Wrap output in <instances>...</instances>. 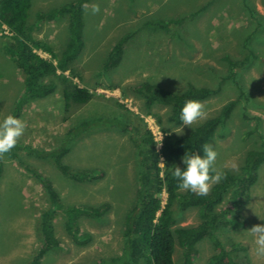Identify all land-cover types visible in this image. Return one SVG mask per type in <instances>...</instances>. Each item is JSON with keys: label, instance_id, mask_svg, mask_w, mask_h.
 <instances>
[{"label": "rangeland", "instance_id": "1", "mask_svg": "<svg viewBox=\"0 0 264 264\" xmlns=\"http://www.w3.org/2000/svg\"><path fill=\"white\" fill-rule=\"evenodd\" d=\"M70 1L31 0V8L27 11L26 24L32 27L33 36L47 41L51 49L49 53L40 49L35 51L52 62L65 46L67 17L38 20L37 13ZM94 5L99 6L96 13L91 11ZM202 6L200 12L192 15ZM84 8L85 44L73 65L78 77L72 80L94 91V95L88 103L73 105L66 112L63 111L60 84L52 95L30 100L20 111L19 119L25 127L18 141L35 148L50 149L59 143L67 127L80 120L120 113L127 116L131 126L145 123L159 142L163 136L160 124L145 114L142 98L130 86L151 81L176 92L188 84L219 87L216 94L199 100L204 105L205 116L192 128L214 116L225 103L238 96L237 80L249 99H239L227 122L209 143L217 152L214 167L237 171L246 153L258 147L259 134L264 135V0H88ZM149 19H175L178 22L170 23V32L165 33L151 26L141 28ZM1 28L0 119L13 111L23 91V74L2 45V41L7 40L4 35L9 31L4 25ZM130 32L133 36L125 44L120 64L105 72L101 66L107 51L118 38ZM249 50L253 52L249 62L236 69L235 78H225L228 64L224 57L243 59ZM65 74L71 77L69 71ZM114 98L125 108L118 107ZM151 111L158 113L163 125L169 126L171 131L181 127L184 133L191 129L182 122L179 125L167 123L166 107L156 105ZM20 159L53 183L64 205H98L102 202L111 205L101 219L79 217V228L92 236L84 246H77L68 235L64 214L53 212L54 233L59 242L40 259V264H92L119 252L123 239L122 220L137 189L138 166L129 133L96 127L70 144L63 163L74 169L101 168L105 171L103 178L92 183H78L66 178L48 160L24 152L20 153ZM159 164L162 166V160ZM0 168V264H27L39 250V216L49 208V201L39 180L17 161L4 157ZM161 197L164 204L165 194ZM263 210L264 163L242 210L244 226L237 231L221 229L215 233L226 247L232 242L245 247L247 258L241 257L240 264H264V254L256 252L248 230L260 224ZM198 221L195 208L178 217L179 225H192ZM197 249L192 264H207L215 245L210 238H204L197 243ZM173 258L176 264L182 261L183 250L178 245Z\"/></svg>", "mask_w": 264, "mask_h": 264}, {"label": "trees", "instance_id": "2", "mask_svg": "<svg viewBox=\"0 0 264 264\" xmlns=\"http://www.w3.org/2000/svg\"><path fill=\"white\" fill-rule=\"evenodd\" d=\"M88 0H71L61 7L37 13L38 20H52L56 17H67V38L65 46L55 56V62L42 58L37 51L50 52L47 41L35 38L32 27L26 24L27 11L31 8V0H0V30L4 25L10 34L4 35L2 41L5 53L13 60L23 74V91L15 102L10 113L17 118L24 105L30 100L45 98L52 95L60 84L61 101L64 112L73 105H84L94 95V91L73 82L78 77L73 65L80 57L84 48L83 28L84 10ZM204 6L192 15L200 12ZM249 13H251V9ZM178 22L175 19H149L142 23L153 29L170 32L168 25ZM259 28V27H258ZM140 29V26H139ZM3 31V30H2ZM133 33H127L111 45L104 58L102 69L105 72L117 67L124 54L125 44ZM252 51L243 59L232 60L224 57L228 64V75L225 78H235L236 69L242 67L251 59ZM254 57V55H253ZM70 72V76L65 74ZM0 78L2 73L0 71ZM223 78V79H225ZM236 79H233L235 81ZM239 94L234 100H229L211 117L188 131L177 134L163 125L158 113L152 112L153 106L167 108L166 122L179 125V111L186 100H203L218 92L219 87H206L188 84L182 91L166 89L151 81L130 86L132 91L142 98L144 112L154 117L160 124L163 134L161 147L156 149V140L146 124L131 126L127 116L118 113L115 116H98L80 120L67 127L53 148L39 149L17 141L16 146L8 153L0 154V161L5 157L17 161L28 172L32 173L42 185L49 208L39 216L40 245L39 250L27 264H40V259L58 245L55 237L52 215L61 211L65 216L64 227L77 246L86 245L91 234L78 226L80 216L101 219L110 209L109 202L98 205L82 206L64 205L53 183L43 177L34 167L21 161L20 153H26L40 160H48L66 178L78 182H95L104 177L101 168L74 169L63 163L70 150V144L81 135L93 128H114L122 133H129V138L135 148V160L138 166L137 189L132 205L127 209L122 220V246L115 255L100 258L92 264H176L173 258L176 245L183 250V258L179 264H192L197 254V243L204 238H210L215 245L213 254L207 264H240V258H247L245 247L232 242L228 247L216 237L221 229L237 231L245 224L242 210L250 199L251 188L258 181L259 169L264 163V135L259 134V145L251 149L237 171L220 168L224 179L213 183L205 196H197L179 187L170 175L172 165L183 167L181 157L186 151H201L204 144H209L218 129L229 119L235 104L240 98H248V93L236 80ZM118 107L125 108L117 98ZM140 121L143 119L138 117ZM142 119V120H141ZM162 160V166L159 164ZM1 170V168H0ZM165 194V202H162ZM195 208L199 221L192 225H179L178 217L185 211ZM264 222V210L260 223Z\"/></svg>", "mask_w": 264, "mask_h": 264}, {"label": "clouds", "instance_id": "3", "mask_svg": "<svg viewBox=\"0 0 264 264\" xmlns=\"http://www.w3.org/2000/svg\"><path fill=\"white\" fill-rule=\"evenodd\" d=\"M91 11L98 12L99 6L94 5ZM204 116V105L198 100H186L179 111V120L190 128ZM24 127V122L12 114L0 119V154L8 153L16 146ZM172 131L181 134L183 130L180 127ZM161 138L156 142L158 146ZM216 158L217 152L214 147L211 144H204L199 153L194 150L186 151L181 157L183 167L172 165L170 175L182 189L197 196H205L213 183H219L224 179V173L214 167ZM248 230L256 245V252L264 254V222L255 224Z\"/></svg>", "mask_w": 264, "mask_h": 264}, {"label": "built area", "instance_id": "4", "mask_svg": "<svg viewBox=\"0 0 264 264\" xmlns=\"http://www.w3.org/2000/svg\"><path fill=\"white\" fill-rule=\"evenodd\" d=\"M7 31H8V29H7ZM8 34H9V32H8ZM160 146H161V142L159 143V146L156 147V149L158 150L160 148Z\"/></svg>", "mask_w": 264, "mask_h": 264}]
</instances>
